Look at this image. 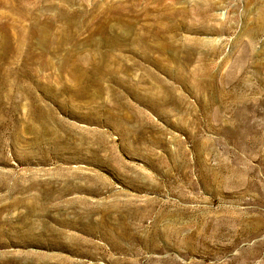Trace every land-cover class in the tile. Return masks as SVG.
I'll list each match as a JSON object with an SVG mask.
<instances>
[{
  "label": "rangeland",
  "instance_id": "1",
  "mask_svg": "<svg viewBox=\"0 0 264 264\" xmlns=\"http://www.w3.org/2000/svg\"><path fill=\"white\" fill-rule=\"evenodd\" d=\"M35 2L81 29L16 52L26 36L0 20V264H264V0ZM33 97L61 122L40 141Z\"/></svg>",
  "mask_w": 264,
  "mask_h": 264
},
{
  "label": "bare ground",
  "instance_id": "2",
  "mask_svg": "<svg viewBox=\"0 0 264 264\" xmlns=\"http://www.w3.org/2000/svg\"><path fill=\"white\" fill-rule=\"evenodd\" d=\"M25 1H27V0H14V2H13V10H12V12H11V15H12V17H13V21H9L8 20V15H6L5 14V16H2V15H4V14H2V12H0V20H1V18H7V20L9 21V22H7L6 24H5V26H3V31H8V29H14V30H16V32H20V35H25L26 36V34H28V35H30V34H51L52 32H53V25L54 24H56L57 22H62V26L60 27V28H58L57 29V32H58V36H57V38H55L56 40H54V43H55V45L57 46V47H63V45L65 44V42H68V41H71V35L72 36H74L72 33L70 34L69 32L71 31V30H73L74 28V30L73 31H77V30H79L80 31V29H81V27H80V24L77 22V21H75V17H76V15L77 14H75L74 12H71V11H68V10H64V9H58L59 11H57L56 13H55V15L54 16H51L50 14V16H49V18L47 17V19H43V17H44V12L42 11L43 9H41V7H39L38 5H37V3L35 2L34 4V6H32V7H28V6H26V5H24L23 3L25 2ZM29 1V0H28ZM1 3H2V0L0 1ZM0 3V4H1ZM61 7V6H60ZM63 7V6H62ZM64 8V7H63ZM2 10V9H1ZM112 10H114V9H112V7L110 8V9H102V10H100V12H99V16H101V14H103L102 15V17L104 16V14H106V13H108L107 11H110V12H112ZM98 11V10H97ZM51 13V12H50ZM125 13V12H124ZM10 15V14H9ZM11 15H10V17H11ZM14 15H15V17H14ZM80 15V14H79ZM79 15H77V16H79ZM93 16H95V15H93ZM20 18V19H18L17 20V18ZM82 17H85V18H89V17H86V14H82ZM92 17V16H91ZM107 17V16H106ZM260 17H264V15H262V16H260ZM26 18H28L30 21H29V27H27L24 23H23V20L22 19H26ZM45 18V17H44ZM78 18V17H77ZM101 18V17H100ZM93 19V18H92ZM91 19V20H92ZM99 19V18H98ZM97 19V20H98ZM18 22H17V21ZM89 20V19H88ZM87 20V21H88ZM118 20V19H117ZM120 20V19H119ZM27 21V20H26ZM90 21V20H89ZM88 21V22H89ZM93 21V20H92ZM101 21V20H100ZM104 21V20H103ZM102 21V22H103ZM6 22V21H5ZM25 22V21H24ZM101 22V23H102ZM106 22V21H105ZM117 22V21H116ZM84 23V22H83ZM82 23V24H83ZM112 24H113V22H111ZM120 23V22H119ZM118 23V24H119ZM123 23V22H122ZM130 23V22H129ZM85 24H88V23H85ZM95 24H97V22L95 23ZM98 24H99V21H98ZM105 24V23H104ZM103 24V25H104ZM115 24V23H114ZM124 24V23H123ZM28 25V24H27ZM91 25H93V23L91 24ZM102 25V26H103ZM106 25V24H105ZM111 25V24H110ZM120 25V24H119ZM125 25V24H124ZM123 25V26H124ZM127 25V24H126ZM125 25V26H126ZM58 26V25H57ZM56 26V27H57ZM108 26V25H107ZM121 26V25H120ZM146 26V25H145ZM87 27V26H86ZM94 27V26H93ZM109 27V26H108ZM88 28V27H87ZM90 28H91V26H90ZM96 28H97V26H96ZM106 28V27H105ZM102 29H103V27H102ZM124 29V28H123ZM131 29V28H130ZM0 30H2V24H0ZM96 30V29H95ZM115 30V29H114ZM121 30H122V28H121ZM10 31V30H9ZM8 31V32H9ZM54 31H56V30H54ZM119 31V30H118ZM109 32V31H108ZM110 32H111V30H110ZM124 32V31H123ZM125 33V32H124ZM70 34V35H69ZM1 35V34H0ZM129 36V35H128ZM153 36V35H152ZM40 37V36H39ZM36 38V37H35ZM75 38V37H74ZM151 38H153V37H151ZM127 39V38H126ZM0 40H2V37H0ZM120 40V39H119ZM132 40V39H131ZM142 40V39H141ZM29 40H28V38H27V36H26V38H21L20 40H19V42H18V48H17V51L16 52H20L19 50H23L24 48H25V46H29L30 47V45H31V41H29V43L27 44V42H28ZM121 41V40H120ZM123 41V40H122ZM127 41V40H126ZM117 42V41H116ZM131 42V41H130ZM2 43V42H1ZM114 43V42H113ZM115 44V43H114ZM118 44V43H117ZM130 44V43H129ZM128 44V45H129ZM3 45V44H2ZM131 45V44H130ZM74 46V45H73ZM202 46V45H201ZM2 47V46H1ZM145 47V46H144ZM150 47H152V46H150ZM15 48V47H14ZM19 49V50H18ZM62 49V48H61ZM65 49V48H64ZM63 49V50H64ZM7 50V49H6ZM33 50V49H32ZM43 50V49H42ZM35 51V50H34ZM2 52V51H1ZM51 52H52V50H51ZM31 53H32V51H31ZM47 53V52H46ZM102 53V52H101ZM53 54V53H52ZM78 54V53H77ZM90 54L91 55H85V57H84V61L85 62H91V69L93 70V72H92V76H94V75H96V72L97 71H99V69H100V74H101V70H102V72H106V70L105 69H103V68H101L100 67V65H99V63H98V61H96L97 59H99V58H101V59H106V56H107V54L105 53V54H100V56H98L99 55V51L97 52V50H96V53H95V50L93 51V52H90ZM42 55H43V52H42ZM67 56L66 57H64V58H62V62H66V65H69L70 63H72V62H74V57H73V54L70 52V51H68L67 52V54H66ZM29 56V55H28ZM77 56V55H76ZM5 57V56H4ZM205 57V56H204ZM203 57V58H204ZM3 58V57H2ZM2 58H0V59H2ZM30 58V57H29ZM28 58V59H29ZM205 59V58H204ZM203 59V60H204ZM23 60V59H22ZM44 60V59H43ZM101 61V60H100ZM202 61V60H201ZM35 62V61H34ZM28 63H30V62H28ZM32 63V62H31ZM45 63H46V65H49V62L48 61H45ZM53 63V62H52ZM0 64H2V63H0ZM34 64V63H33ZM104 64V63H103ZM107 64V63H106ZM37 65V64H36ZM71 65V64H70ZM27 66V65H26ZM72 66V65H71ZM76 66V65H75ZM103 66V65H102ZM105 67H106V65H104ZM103 66V67H104ZM1 67V66H0ZM7 67V66H6ZM28 67H30V66H28ZM27 67V68H28ZM44 67V66H43ZM21 68V67H20ZM24 68V67H23ZM47 68H48V66H47ZM68 68H70V66L68 67ZM203 68V67H202ZM13 70V69H12ZM27 70V69H26ZM30 70V69H29ZM69 70V69H68ZM205 70V69H204ZM207 70H209V69H207ZM5 71V70H4ZM20 71V70H19ZM21 71H22V69H21ZM88 71V69L85 67V66H82V70H79V69H74V70H71V72H73V78H74V80L78 83V84H81V83H83L84 82V80H85V78L87 77L88 78V74H90V73H88L87 72ZM211 71V70H210ZM210 71H208V72H210ZM7 72H9L8 73V75L9 74H11L12 72L11 71H9V70H7ZM26 72V71H25ZM114 72V71H113ZM204 72V71H203ZM67 73V72H66ZM19 73H17V75H18ZM28 74V73H27ZM29 74H30V72H29ZM1 75V74H0ZM7 75V74H6ZM7 75V76H8ZM13 75V74H12ZM57 75V74H56ZM15 76V75H14ZM22 76V75H21ZM27 76V75H26ZM32 76V75H31ZM90 76V75H89ZM2 77V76H1ZM9 77H11V75L9 76ZM49 77V76H48ZM58 77L59 78H62V74H60V75H58ZM25 78V77H24ZM29 78V77H28ZM57 78V77H56ZM2 79H4V76L2 77ZM8 79V78H7ZM11 79V78H10ZM13 79V78H12ZM16 79V78H15ZM30 79V78H29ZM91 79H93V78H91ZM205 79V78H204ZM9 80V79H8ZM31 80H33V79H31ZM57 80H59L58 78H57ZM89 80H90V78H89ZM88 80V81H89ZM99 80V79H98ZM4 81H7L6 80V78H5V80ZM4 81H2L1 83H0V87H2L3 85H7V83L6 82H4ZM12 81V80H11ZM17 81V80H16ZM15 81V82H16ZM28 81V80H27ZM86 81V80H85ZM14 82V83H15ZM20 82V81H19ZM65 82V81H64ZM87 82V81H86ZM13 83V82H12ZM12 83H10L11 85H12ZM13 83V84H14ZM18 83V82H17ZM24 83H25V80H24ZM30 83V82H29ZM94 83V82H93ZM92 83V84H93ZM3 84V85H2ZM26 84V83H25ZM50 84V83H49ZM61 84V83H60ZM77 84V85H78ZM96 84V83H95ZM27 85V84H26ZM25 85V86H26ZM28 85H31V84H28ZM48 85V84H47ZM8 86V85H7ZM15 86V85H14ZM24 86V87H25ZM65 86H66V84H65ZM82 86V85H81ZM83 86H84V84H83ZM50 87H52L51 86V84H50ZM16 88H18V87H16ZM31 89L33 88V87H30ZM80 88V87H79ZM89 88V87H88ZM90 88L92 89V87L90 86ZM8 89V88H7ZM6 89V90H7ZM15 89V88H14ZM23 89V88H22ZM21 89V90H22ZM28 89V88H27ZM71 89V88H70ZM70 89H69V91H70ZM73 89V88H72ZM71 89V90H72ZM81 89V88H80ZM4 90H5V88H4ZM19 90H20V88H19ZM33 90V89H32ZM31 90V91H32ZM85 90H87V88L85 89ZM90 90V89H89ZM94 90V89H93ZM98 90V89H97ZM68 91V92H69ZM84 91V90H83ZM6 92V91H5ZM7 92H9V90L7 91ZM14 92V91H13ZM16 92V91H15ZM21 91H19V94L20 95H17V97L18 96H21V93H20ZM87 92V91H86ZM95 92V91H94ZM99 92V90L96 92V93H98ZM10 93V92H9ZM35 93V92H34ZM70 93H72V92H70ZM79 93L81 94V92L79 91ZM100 93V92H99ZM99 93H98V95L97 96H99ZM6 94V93H5ZM11 94V93H10ZM15 95L17 94V93H14ZM14 94H12V95H14ZM25 94H27V93H25ZM36 94V93H35ZM73 94V93H72ZM85 94V93H84ZM89 94V93H88ZM93 94V93H92ZM1 95V94H0ZM24 95V94H23ZM23 95H22V97H23ZM95 95V94H94ZM9 96V95H8ZM32 96H33V94H32ZM38 96V95H37ZM76 96V95H75ZM88 96V95H87ZM86 96V97H87ZM2 97V96H1ZM0 97V98H1ZM12 97V96H11ZM15 97V96H14ZM28 97V96H27ZM85 97V96H84ZM93 97V96H92ZM95 97V96H94ZM7 98H9V100H10V102H11V99H10V97H7ZM26 98V97H25ZM2 99V98H1ZM15 99V98H14ZM13 99V100H14ZM22 99V98H21ZM26 99H28V98H26ZM240 99V98H239ZM31 100V99H30ZM29 100V101H30ZM94 100V99H93ZM14 102V101H13ZM17 102V101H16ZM31 102V101H30ZM154 102V101H153ZM4 103V100H2V104ZM1 104V103H0ZM8 104V103H7ZM7 104H4V105H7ZM9 104H11V103H9ZM71 104V103H70ZM82 104V103H81ZM152 104V103H151ZM154 104V103H153ZM16 105V104H15ZM80 105V104H79ZM85 105H87L86 103H85ZM93 105H95V104H93ZM19 105H17V107H18ZM21 106V105H20ZM19 106V107H20ZM77 106H78V104H77ZM82 106V105H81ZM96 106V105H95ZM95 106H92V107H95ZM7 107H9V106H7ZM79 107V106H78ZM12 108H14V107H12ZM30 108V110L28 111V113L30 112V111H35V115L33 116V120H34V122H37L39 125H40V130L38 129V140H36V139H34L33 141H40V138L43 136V134H45L46 132H51L53 135H54V131L52 130L53 128L50 126L51 125V123H58V124H61V122H58L57 121V118L55 117V115H54V113L52 112V111H50V110H48V109H46V108H44L42 105H41V103L39 102V99H37V98H34L33 97V100H32V103H31V106L29 107ZM81 108H83V107H81ZM80 108V109H81ZM5 109V108H4ZM19 109V108H18ZM21 109V108H20ZM95 109V108H94ZM28 110V109H27ZM22 111V110H21ZM9 112V111H8ZM17 112V111H16ZM12 113H14V112H12ZM93 114V113H92ZM10 115V114H9ZM29 115H30V113H29ZM89 115V114H88ZM95 115V114H94ZM1 116V115H0ZM28 116V115H27ZM79 116V115H78ZM90 116H92V115H90ZM8 117V116H7ZM82 117V116H81ZM85 117V116H84ZM111 117V116H110ZM113 117H115V116H113ZM113 117H111V118H113ZM128 117H129V115H128ZM96 118V117H95ZM94 118V119H95ZM122 118V117H121ZM5 119V118H4ZM30 119V118H29ZM120 119V118H119ZM5 120H7V119H5ZM5 120H3V121H5ZM14 120V119H13ZM21 120V119H20ZM19 120V122H21ZM113 120H116V119H113ZM1 121V120H0ZM2 121V122H3ZM11 121V120H10ZM26 121V120H25ZM125 121V120H124ZM128 121V120H127ZM13 122V121H12ZM7 123V122H6ZM27 123V122H26ZM50 123V125H48ZM1 124V123H0ZM9 124H11V123H9ZM57 124V125H58ZM124 124V123H123ZM7 125V124H6ZM13 125V124H12ZM16 125V124H15ZM22 127L24 126V125H21ZM21 126H19V127H21ZM9 127V126H8ZM28 127V126H27ZM44 127V129H42ZM62 127V126H61ZM14 128V127H13ZM33 128H34V126H33ZM38 128H39V126H38ZM4 129V128H3ZM7 129V128H6ZM16 129V128H15ZM25 129V128H24ZM30 129H32V128H30ZM37 129V128H36ZM225 129H227V132H229L230 134L229 135H235V131L234 132H231V130L229 129V127L228 126H226L225 127ZM18 130V129H17ZM16 130V131H17ZM67 130V129H66ZM127 130V129H126ZM4 131V130H3ZM18 132V131H17ZM35 132H36V130H35ZM66 132V131H65ZM5 133H6V130H5ZM50 133V134H51ZM49 134V133H48ZM51 134V135H52ZM10 135V134H9ZM17 135V134H16ZM46 135V134H45ZM3 136V135H2ZM20 136V135H19ZM18 136V137H19ZM247 136V135H246ZM6 137H8V136H6ZM235 137H239V138H243L244 137V135L243 134H241V132H238V133H236V135H235ZM4 138V137H3ZM16 139V138H15ZM20 139H22L23 140V138H21L20 137ZM19 140V139H18ZM50 140H52V139H50ZM24 141V140H23ZM102 141V140H101ZM65 142V141H64ZM16 143V142H15ZM32 143V142H31ZM62 143V142H61ZM70 144V143H69ZM80 144V143H79ZM14 145V144H13ZM20 147V146H19ZM31 147H32V145H31ZM102 147V146H101ZM23 149V148H22ZM96 149V148H95ZM95 149H93L94 151H95ZM18 150V149H17ZM24 150V149H23ZM92 150V149H91ZM90 150V151H91ZM29 151H31V149L29 150ZM93 151V152H94ZM17 152V151H16ZM15 152V153H16ZM19 152V151H18ZM21 152V151H20ZM23 152V151H22ZM28 152V151H27ZM35 152V151H34ZM95 153V152H94ZM31 154V153H30ZM34 154V153H33ZM96 154V153H95ZM26 155V154H25ZM98 155H99V153H98ZM97 155V156H98ZM0 156H1V154H0ZM22 156V155H21ZM20 156V157H21ZM2 158V157H1ZM3 159V158H2ZM110 159V158H109ZM108 160V159H107ZM113 164V163H112ZM113 167V166H112ZM115 170V169H114ZM86 180V179H85ZM92 180V179H91ZM100 180V179H99ZM104 180V179H103ZM93 181H94V179H93ZM99 182V184L101 183L100 181H98ZM103 182H105V180L103 181ZM96 183V182H95ZM1 184V183H0ZM2 185V184H1ZM94 185V184H93ZM103 185V184H102ZM3 186V185H2ZM82 186H84V185H82ZM100 187V186H99ZM1 188V187H0ZM84 188V187H83ZM91 188H93L92 186H91ZM85 189V188H84ZM52 191V190H51ZM58 191V190H57ZM62 191H64V190H62ZM91 191H96V190H91ZM61 192V191H60ZM60 192H59V194H60ZM98 192V191H97ZM64 193V192H63ZM62 193V194H63ZM59 196H61V195H59ZM58 196V197H59ZM33 197V196H32ZM32 197H31V199H32ZM34 198V197H33ZM37 198V197H36ZM53 198V197H52ZM50 199V198H49ZM27 200H28V198H27ZM42 200V199H41ZM48 200V199H47ZM56 200V199H55ZM60 200V199H59ZM51 201H54V200H51ZM50 201V202H51ZM28 202V201H27ZM35 202V201H34ZM42 202V201H41ZM49 202V203H50ZM35 203H37V202H35ZM126 212V211H125ZM129 212V211H128ZM99 222V221H98ZM104 222V221H103ZM102 222V223H103ZM95 223H97V222H95ZM105 223V222H104ZM128 223V222H127ZM127 223H125V224H123L120 228H121V230H119V231H122V230H125L126 229V226H127ZM115 224H117V223H115ZM93 225V224H92ZM98 225H100V224H98ZM97 225V226H98ZM102 225V224H101ZM108 225V224H107ZM110 225V224H109ZM119 225V224H118ZM91 226V225H90ZM113 226V225H112ZM131 226V225H130ZM129 226V227H130ZM128 227V228H129ZM88 228H90V227H88ZM94 228V227H93ZM97 227H95L94 229H96ZM106 228V227H105ZM93 229V230H94ZM132 229V228H131ZM111 230H113L112 228H111ZM110 230V231H111ZM129 231H130V229H128ZM109 231V230H108ZM109 231V232H110ZM126 232H127V230H126ZM111 233H112V231H111ZM117 233V232H116ZM119 233V232H118ZM129 233V232H128ZM132 233V232H131ZM120 234V233H119ZM124 234V233H123ZM115 235V234H114ZM128 235V234H127ZM130 236L132 235V234H129ZM130 236H128L129 237V239H132V238H130ZM134 236V235H133ZM127 237V236H126ZM118 238V237H117ZM122 239H123V237H122ZM120 240H121V238H120ZM75 242V241H74Z\"/></svg>",
  "mask_w": 264,
  "mask_h": 264
}]
</instances>
